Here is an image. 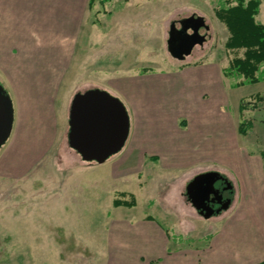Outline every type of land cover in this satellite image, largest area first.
<instances>
[{
	"label": "rangeland",
	"instance_id": "rangeland-1",
	"mask_svg": "<svg viewBox=\"0 0 264 264\" xmlns=\"http://www.w3.org/2000/svg\"><path fill=\"white\" fill-rule=\"evenodd\" d=\"M88 1L79 17L69 19L57 17L59 10L52 8L49 0H0V83L12 100L14 112L11 135L0 148V264H136L146 251L139 253L137 249L130 258L132 246L141 247L156 237L153 227H147L148 222L163 230L170 240L186 236L185 229L172 226V221L183 223L185 214L170 213L164 205L188 180L190 168L175 172L171 184H166L167 181L153 175L161 174L164 167L153 166V176H146L140 189L132 173L137 166L130 164L129 150L125 149L101 166L84 170L81 158L68 146L62 109L67 97L73 99L75 94L89 89H101L114 97L115 80L128 74L164 77L172 71L169 58L174 60L166 45L170 25L172 22L177 25L191 15L202 17L208 27V30L200 29L205 41L196 45L192 54L195 57L203 54L200 61L217 69V77L213 75L214 96H206L203 107L211 108L213 104L214 108L217 103L215 120L219 126H226V121L230 124L231 120H237L240 103L244 111L239 117L238 129L251 123L245 138L237 133L235 125L237 139L235 147L229 149L236 159H251L247 176L243 178V172L239 171L243 164L237 162L232 167L216 166L225 169L222 170L224 177L234 186L229 197L237 200L221 221L223 225L228 221L234 223L227 230L220 229L216 236L226 246L223 256L229 254L233 264L260 263L264 260V156H261L264 152V81L232 88L237 78L222 74L234 57L242 55L241 51H228L224 46L228 31L215 12L226 6V2L134 0L143 1V5L131 7L128 0H92L91 4ZM259 1L256 22L264 23V0ZM42 3L47 5L46 9ZM235 4L232 1L231 5ZM60 13L66 14V11L60 9ZM120 13L128 14L127 17L139 15L138 21L128 20L134 25L133 31H127L128 44H132L124 46L122 51L115 49L114 36L121 25L115 20V14ZM106 40L109 48L104 55L99 47ZM146 42L148 45L144 47ZM56 47L66 51L57 54ZM105 59L106 65L102 63ZM56 60L64 62L68 69L59 71L64 77L60 75L57 79L59 82L61 79L59 93L47 115L46 111L35 108L37 101L32 100L33 95L31 99L25 97L28 87L25 80L34 79L35 68L41 62ZM152 61L155 66L150 64ZM105 67L109 73L99 77L98 71ZM115 97L126 108L129 134H132L138 123L134 111L131 112L121 96ZM156 99L160 107L164 104L167 107L173 100L167 95ZM172 109L179 113L181 103L176 102ZM183 120L180 117L178 124ZM128 144L129 141L125 148ZM148 168L149 163L143 167V173ZM184 189L185 185L181 187L183 193ZM122 193L127 197H122ZM131 194L136 201L134 206L114 207L115 200L129 201ZM177 246L170 242L168 248ZM193 247L199 246H179Z\"/></svg>",
	"mask_w": 264,
	"mask_h": 264
},
{
	"label": "crops",
	"instance_id": "crops-1",
	"mask_svg": "<svg viewBox=\"0 0 264 264\" xmlns=\"http://www.w3.org/2000/svg\"><path fill=\"white\" fill-rule=\"evenodd\" d=\"M49 1L52 8L56 11L59 10L57 17L61 16L62 18L69 19L79 17L78 15H81L80 13L83 10V6L89 2L88 0ZM128 1L130 2L131 7L143 5V1ZM42 7L43 9H46L47 5L42 3ZM60 9L65 10L66 14L60 13ZM259 13L257 16H259ZM120 14H115V20L120 21L121 25L119 29L114 31V36L115 49L119 48L120 51H122L124 46L132 44H128L130 39L127 37V31H129V29L133 31L132 28H134V25L130 22H132L133 19L138 21L139 15L130 14V16L127 17L126 15L128 14ZM118 15L120 16L119 19H117ZM141 17L144 19L143 14H141ZM146 19L148 20L149 17H146ZM128 20H130L129 23ZM151 20H154V16H152ZM123 30L126 34H123ZM134 30L137 31V28ZM103 39H105V36H103ZM102 43L103 44L99 49L100 52L105 53L104 55H106L109 44H107V40ZM146 44L147 42L144 47H146ZM59 51L64 52L66 50L56 47L55 52L58 54ZM67 52H69V50H67ZM192 53H194V49L183 61L169 58L171 59L168 60L170 65H173L171 67L172 71L170 70L163 75L164 77L156 78L151 75H141L140 73L135 76H129V74L127 76L125 73V77L115 80V82H117L115 83V92L113 94H115V96H121L120 98L126 102L125 104L129 106L131 112L134 111V116L136 117V121H138L135 132L128 135L126 140V143L129 141L128 146L125 148V143L123 149L119 153L125 149L129 150L130 164L133 162L135 166H137L132 173L135 174L140 189H143L144 187L146 176L151 178L154 175L167 181L166 184H171L170 182L173 181L174 173L185 167H189L192 171L188 176V180L183 183L185 187L195 176L205 172H218L224 177L225 175L222 170L225 169H219L216 166L223 165L232 167L236 162L238 164H243V167L239 170L243 172V178L247 176L246 171L248 169L246 168L251 162V159L249 157L236 159L229 153V149L231 150L235 147V140L237 137L234 128L236 125L237 133H239L238 120L244 110L240 111L239 103L237 120H231V122L228 121L230 124L226 121V126H219L217 124V121L215 120L218 113L217 103H215L214 108L213 104H211V108H204L202 105V101L206 96H210V94L212 98L214 96L213 75H216L217 77V69L214 70L212 64H204L200 61L203 58V54H199L195 57ZM186 59L191 60L186 61ZM102 63L106 65V59L103 60ZM150 64L155 66V61L150 62ZM67 66L68 65L64 64V62L60 63L59 60H56L54 63L43 61L35 68L36 71L34 79L32 80L34 82L30 81L31 78L29 77L25 80V83L28 86L26 87L25 97L27 96L31 99L33 95L32 100L37 101L35 108H38L41 111H46L47 115L50 114L49 112L53 107L54 98H56L59 93L58 90L60 88L61 79L60 82L57 79L62 74H60L59 71L62 68L68 69ZM228 66L229 63L223 68V70ZM98 72L99 77L109 73L106 67L105 69H100ZM223 72L224 71H222V74ZM63 77L64 76L62 75L60 76V78ZM140 81H143V83ZM236 81H233L232 84ZM231 87L235 88L232 85ZM241 87H244V85L236 88ZM160 95L162 97L165 95L170 96L173 100L170 101L167 107L165 104L160 107L156 99ZM50 100L53 102L50 103ZM70 100H72L71 97L65 99L62 109L65 112L67 133ZM176 102L181 103V110L179 113L181 114L180 117L184 118L182 124H178L177 121L180 117L176 120L172 119V117L180 115L178 110L172 109ZM48 109L49 111H47ZM250 125L251 123H246L247 127H250ZM246 134L240 135L242 138H245ZM129 137L131 138L129 139ZM220 149L222 155H220ZM261 156H264V152ZM80 162V165H82L84 170L102 165L86 163L81 160ZM125 162L127 163L126 160ZM147 163H149V168L143 173V167ZM157 165L163 166L164 170L161 174L153 173L152 175V172L155 170L153 168ZM226 180L231 184L232 191L234 192L233 184L228 178ZM183 184L177 192L172 194L171 200H168L164 205V209L168 210L170 213H177L180 216L185 214V220L183 223L179 222L176 224L175 221H172V226L174 228L185 229L187 232L183 231V233H186V236H183L182 238L178 236L177 238L170 240L169 237L164 234L163 230L155 225H149L152 223L148 222L149 224H147V227H153L151 230L156 237L148 239L147 243H143L141 247L133 245L130 258L133 257V252H136L138 249L139 253H142L143 251H146V253L143 252L144 255H139L141 260L140 262L137 260L136 264H233V259H231L229 254L223 256V253H226V246L219 240V236L216 235L220 234V232H218L220 229L221 231H223L224 228L227 230L228 227L234 223V221H228L223 225L221 221L224 216L228 214L229 210L235 207L237 201L236 197H234L233 200L231 199V203L227 210L209 219H205L192 207L186 196L185 189L184 193L181 191V187L184 186ZM170 242L171 244H177L178 246L170 249L168 248ZM187 244L190 246L197 244L199 247H193L194 249L179 248V246Z\"/></svg>",
	"mask_w": 264,
	"mask_h": 264
},
{
	"label": "water",
	"instance_id": "water-1",
	"mask_svg": "<svg viewBox=\"0 0 264 264\" xmlns=\"http://www.w3.org/2000/svg\"><path fill=\"white\" fill-rule=\"evenodd\" d=\"M178 24L180 29L175 22L171 23L166 45L168 53L174 59L182 60L190 55L196 45L204 43L205 37L199 31L202 28L208 30V27L202 17L195 15L180 20ZM13 121L12 100L0 83V148L11 135ZM129 127V116L120 100L106 91L89 89L75 94L71 101L68 146L83 162L103 164L123 149ZM221 179L223 177L218 172H205L195 176L185 187L190 204L205 219L227 210L231 203V199H228L215 213L208 205L210 196L218 193L214 185ZM227 183L228 189H232L231 184Z\"/></svg>",
	"mask_w": 264,
	"mask_h": 264
},
{
	"label": "trees",
	"instance_id": "trees-1",
	"mask_svg": "<svg viewBox=\"0 0 264 264\" xmlns=\"http://www.w3.org/2000/svg\"><path fill=\"white\" fill-rule=\"evenodd\" d=\"M226 6L216 10L217 19L222 22L228 37L224 44L225 49L232 52H242L240 57H234L229 66L224 70L225 77H236L233 87L252 85L264 81V23H258L255 17L259 13V0H223ZM232 1L235 5H231ZM92 0H90L91 4ZM240 111L244 110L240 104ZM239 133L245 135L247 130L243 125L239 126ZM122 197H127L122 193ZM130 200H115L114 207H132L135 199L131 195ZM257 264H264V260Z\"/></svg>",
	"mask_w": 264,
	"mask_h": 264
},
{
	"label": "flooded vegetation",
	"instance_id": "flooded-vegetation-1",
	"mask_svg": "<svg viewBox=\"0 0 264 264\" xmlns=\"http://www.w3.org/2000/svg\"><path fill=\"white\" fill-rule=\"evenodd\" d=\"M177 25H178L177 28L180 29L178 23ZM187 32L191 34L190 30H188ZM214 188L218 193H215L214 195L210 196V202L208 203V205L214 210L215 213L216 210H218L228 199H230L229 194H232V189H228V183L224 177L223 179L215 183ZM221 212L223 211H220V213Z\"/></svg>",
	"mask_w": 264,
	"mask_h": 264
}]
</instances>
